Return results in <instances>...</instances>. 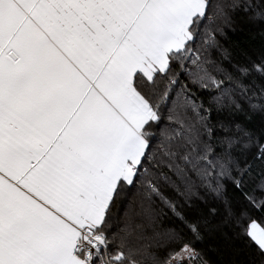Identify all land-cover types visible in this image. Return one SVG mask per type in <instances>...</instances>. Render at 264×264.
<instances>
[{
    "label": "snow or ice",
    "instance_id": "snow-or-ice-1",
    "mask_svg": "<svg viewBox=\"0 0 264 264\" xmlns=\"http://www.w3.org/2000/svg\"><path fill=\"white\" fill-rule=\"evenodd\" d=\"M0 264H264V0H0Z\"/></svg>",
    "mask_w": 264,
    "mask_h": 264
},
{
    "label": "trees",
    "instance_id": "trees-1",
    "mask_svg": "<svg viewBox=\"0 0 264 264\" xmlns=\"http://www.w3.org/2000/svg\"><path fill=\"white\" fill-rule=\"evenodd\" d=\"M232 39L234 40H239L241 42L245 41L247 38L241 35H235L232 37ZM262 38L257 34L251 41L252 45L255 47H259V45L261 44Z\"/></svg>",
    "mask_w": 264,
    "mask_h": 264
}]
</instances>
